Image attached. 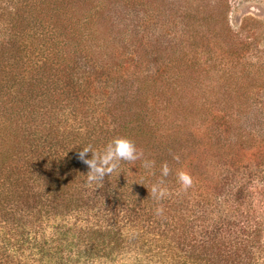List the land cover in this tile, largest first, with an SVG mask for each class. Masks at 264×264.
<instances>
[{"label":"trees","instance_id":"trees-1","mask_svg":"<svg viewBox=\"0 0 264 264\" xmlns=\"http://www.w3.org/2000/svg\"><path fill=\"white\" fill-rule=\"evenodd\" d=\"M126 2L135 10L133 0ZM117 6L116 0H0V220L13 216V207L30 210L35 203L40 217L60 215V206L71 212L84 207L96 219L78 234L82 241L76 245L104 259L136 246L183 264H264V226H253L241 210L249 185L264 187V114L258 117L264 105L256 101L264 89V50L251 40L238 46L241 36H231L227 23L223 33L225 25L216 17L226 48L215 36L191 34L187 41L192 27L181 25L174 13L162 32L167 37L163 44L180 56L160 59L156 51L151 60L139 56V49L151 52L155 44L144 46L145 32L135 31L136 42L123 46L121 62L103 69L108 79L97 86L71 80L85 66L69 65V42L75 40L65 26L71 25L68 12L78 16L77 22L84 20L78 29L88 31V65L90 54L92 60L102 57L95 50L93 27ZM77 44L81 51L84 43ZM140 67L146 70L142 77ZM103 84L112 87L107 99L99 96ZM66 101L69 109L63 110ZM53 106L64 113L57 129L42 119L44 110L53 114ZM95 111L101 119L93 117ZM35 113L37 140L35 131L24 134L19 125L23 115ZM72 125L78 142L59 133ZM94 133L101 137V147L92 139ZM117 136L131 139L143 156L121 162L99 187L89 185L80 148L91 144L99 151ZM36 142L37 164L27 161L32 166L27 174L15 170L19 151H34L31 143ZM238 156L243 164L231 167L230 158ZM144 159L155 162L150 171L143 168ZM165 163L170 171L162 177ZM217 168L219 174H231L228 180L214 183L205 177L217 178ZM179 170L193 178L187 190L177 181ZM235 173L243 176L238 184L232 182ZM160 181L167 194L156 200L151 189ZM157 207L163 208L161 215Z\"/></svg>","mask_w":264,"mask_h":264},{"label":"rangeland","instance_id":"rangeland-1","mask_svg":"<svg viewBox=\"0 0 264 264\" xmlns=\"http://www.w3.org/2000/svg\"><path fill=\"white\" fill-rule=\"evenodd\" d=\"M116 2L117 8L112 13H106L102 18V23L96 22L93 27L94 30L92 32L95 36L98 35L97 38L95 37L97 42L95 50H100L102 57L98 60L95 57L92 60V54H90L88 65L84 64L87 61L84 53V39L88 31L78 29L81 26V22L82 24L84 23V20L81 18V22H77L78 16L68 12L67 18L70 20L71 25L65 24V26L70 33L73 31L72 40H75L69 42L72 50L70 57L72 62L69 65L79 67L81 64L85 66L81 70L74 71L71 80H82V82H86L89 85L97 86L105 79H108L109 77H106V72L103 69L107 70L110 65L121 62L123 46L125 47L127 44L133 46L132 43L136 42L133 39L135 31L145 32L143 41L146 44L144 46L150 43L155 44L151 52L146 48L139 49L140 47H135L139 49V56L145 55L144 58L151 60V56H153L155 51L161 56L160 59L165 57L174 59L180 56V52L169 46L170 44H163V41H167V37L163 36L164 33L162 32L168 30L167 27L171 22V18L175 17V14L177 16L176 19H180L182 22L181 25L190 29L192 27L189 32L190 36L186 39L187 41L191 39V34H196V37L197 34H199V37H205L206 35L215 36L214 39H217L226 48L227 45L222 41L221 37L223 36L222 32L225 33L227 31L225 25L227 23L231 36L235 34L241 36L239 37L240 42H237L238 46L243 41L248 42V40H251L256 44L257 48L264 50V0H133L136 12L126 0H116ZM108 7L109 5L107 4L105 9ZM215 17L222 20L221 25H225V27L221 26L222 32L215 26ZM142 19L146 23L137 25ZM135 25H137V28ZM162 28L164 29L158 32ZM157 35L158 38L156 40ZM93 37L91 36V38ZM78 41L84 43L81 51H79L77 46ZM158 43L162 46L158 47ZM163 49L164 51H162ZM138 70L139 74L138 72L137 74L140 77L143 74L145 75L146 70L144 68L140 67ZM109 73L111 77L114 76V71ZM106 87L107 85H104V89L99 92V96H104L105 99L112 94L111 85L108 88ZM72 101L75 105L78 104L77 100ZM256 101L264 105V89L259 91ZM64 104L66 105L63 110H68L67 101ZM254 110L256 111V109ZM258 111L261 112L258 117H263L264 108L262 111ZM52 112L53 114L44 110L42 119L45 122L51 121L57 129V125L60 126L59 124L63 120L61 119V114L64 113L62 110L61 112L59 109L56 110L55 107L52 108ZM27 115H23L19 125L22 127L24 134L35 131L36 137L34 138L37 140L39 117L37 119V113ZM88 115L91 116L90 113ZM90 116L87 118H90ZM93 117L101 119V115L97 114V111H95ZM73 128L74 125L68 130L60 128L59 133H66L69 141L78 142L80 135L73 131ZM261 129H264V119H261ZM82 130L78 132L81 134ZM71 131L76 134H72ZM31 135L29 134L28 136L30 137ZM91 136L93 137L92 139H96V146L101 147V137L98 138L96 133ZM80 141L86 143L87 139L82 138ZM31 146L35 150L27 153L26 151H19L17 165L20 166H13L14 168L16 167L15 170L23 174H27V170L32 167L26 164L27 161L31 160L32 162L30 163L34 165L39 161V159H36L37 142L35 144L31 143ZM39 152L44 154L42 151ZM215 152L219 155L217 150ZM233 160L231 161L230 158L229 164L231 167H236L237 163L240 164L242 162L243 158L238 156L233 158ZM233 164L234 166H232ZM215 172H217V174H214L217 178L213 177V174L204 175L212 178L214 183L228 180L231 175L219 174L218 168ZM73 174L75 173L73 172ZM232 176V182L236 184L243 177L241 173H235ZM260 185L254 183L249 185L241 205V210L249 216L253 226L259 224L264 226V187ZM262 185L264 186V184ZM78 188L80 189L81 187L78 186ZM13 208L16 210L13 212V216H9L4 223L0 220V264H183L182 261L173 262L157 251L148 250L147 248L142 251L141 247L137 249L136 246L133 248L125 247V249H122V247L117 250L112 258L104 259L101 253H91L84 247L76 245L82 241L81 238V240L79 239L78 234L89 227L87 224L92 225L96 219L91 213L88 215L83 212L84 207L76 208L77 211L74 212L73 210L71 212L60 206L58 208L60 215L56 217H50L45 213L41 217L37 215V212H35L37 211V203L32 204L30 210H27L29 209L28 207ZM75 216H78V218ZM262 241L264 247V233ZM57 246L60 249L56 248ZM260 262L261 260H259L258 264Z\"/></svg>","mask_w":264,"mask_h":264},{"label":"clouds","instance_id":"clouds-1","mask_svg":"<svg viewBox=\"0 0 264 264\" xmlns=\"http://www.w3.org/2000/svg\"><path fill=\"white\" fill-rule=\"evenodd\" d=\"M91 152V158H87V154ZM143 156L141 151H138L135 143L125 137L117 136L110 140L102 150H95L91 144L80 148L78 153L79 159L85 163L89 171L87 175V183L89 185L95 184L97 187L103 182L106 176H111L115 172L121 162L132 163ZM174 159L179 160L176 156ZM154 161L144 159L142 160V166L145 170L150 171L154 165ZM169 167L167 163L161 167V176L167 177L169 175ZM177 181L182 190L189 189L193 184V178L189 172L185 170H179L176 173ZM163 181L152 186L151 192L156 200L162 199L167 194V189L162 186ZM156 214L161 215L163 213L162 207L156 208Z\"/></svg>","mask_w":264,"mask_h":264}]
</instances>
